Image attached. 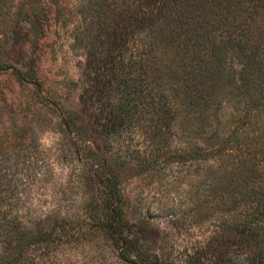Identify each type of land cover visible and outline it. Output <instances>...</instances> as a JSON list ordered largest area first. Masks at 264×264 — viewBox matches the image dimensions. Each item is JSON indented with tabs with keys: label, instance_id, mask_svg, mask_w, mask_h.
Returning a JSON list of instances; mask_svg holds the SVG:
<instances>
[{
	"label": "rangeland",
	"instance_id": "obj_1",
	"mask_svg": "<svg viewBox=\"0 0 264 264\" xmlns=\"http://www.w3.org/2000/svg\"><path fill=\"white\" fill-rule=\"evenodd\" d=\"M103 4L0 0V157L22 153L24 180L33 183L30 196L42 213H89L86 231L73 230L70 242L55 249L63 248L67 264H264V245H249L245 213L230 209V196L215 192L217 180L206 177L218 162L210 156L203 163L192 152L197 145L207 147L206 140L184 135L180 119L173 133L165 121L155 127L149 113H138L121 127L106 121L100 135L85 136L83 144L99 152L96 139L111 141L107 163L117 151L122 165L121 237L94 227L103 208L91 211L84 203L107 194L97 195L99 186L83 170L78 159L84 156L74 153L62 117L66 109L80 107L86 83H119L123 74L121 23L116 9L103 13ZM127 39L126 58L133 60L134 37ZM144 59L148 79L166 72V54ZM97 99L107 106L103 96ZM232 111L229 105L226 117Z\"/></svg>",
	"mask_w": 264,
	"mask_h": 264
},
{
	"label": "trees",
	"instance_id": "obj_2",
	"mask_svg": "<svg viewBox=\"0 0 264 264\" xmlns=\"http://www.w3.org/2000/svg\"><path fill=\"white\" fill-rule=\"evenodd\" d=\"M101 6L103 13L116 9L119 16L123 74L119 83H86L80 107L66 109L62 117L74 153L84 156L78 159L83 170L99 186L97 195L107 194L84 203L91 211L103 208L94 227L121 237L122 165L117 151L107 163L111 141L96 139L99 152L83 144L85 136L100 135L106 121L121 127L147 112L155 127L165 121L173 132L180 119L184 135L206 140L207 147L197 145L192 152L203 163L210 156L218 162L206 177L217 180L215 192L230 196V209L245 213L249 245H264V0H104ZM129 35L133 60L126 58ZM154 52L169 61L162 77L148 79L144 56ZM130 69L134 75L127 74ZM97 96L105 98V108ZM229 105L233 111L226 117ZM154 143L160 146L158 139ZM22 156L0 157V264H67L63 248L55 247L70 242L73 230L85 232L89 213H42L30 196L33 183L24 180Z\"/></svg>",
	"mask_w": 264,
	"mask_h": 264
}]
</instances>
